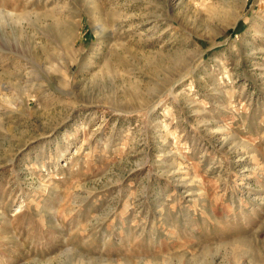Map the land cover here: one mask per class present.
<instances>
[{
	"label": "rangeland",
	"instance_id": "374dc122",
	"mask_svg": "<svg viewBox=\"0 0 264 264\" xmlns=\"http://www.w3.org/2000/svg\"><path fill=\"white\" fill-rule=\"evenodd\" d=\"M0 264H264V0H0Z\"/></svg>",
	"mask_w": 264,
	"mask_h": 264
}]
</instances>
